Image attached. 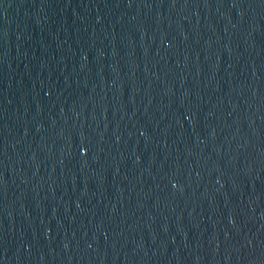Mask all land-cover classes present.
Segmentation results:
<instances>
[{"label": "water", "instance_id": "1", "mask_svg": "<svg viewBox=\"0 0 264 264\" xmlns=\"http://www.w3.org/2000/svg\"><path fill=\"white\" fill-rule=\"evenodd\" d=\"M0 264H264V0H0Z\"/></svg>", "mask_w": 264, "mask_h": 264}]
</instances>
